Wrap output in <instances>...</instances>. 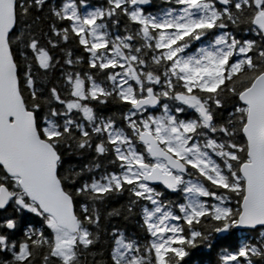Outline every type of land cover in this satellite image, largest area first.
Wrapping results in <instances>:
<instances>
[{"label":"trees","instance_id":"trees-1","mask_svg":"<svg viewBox=\"0 0 264 264\" xmlns=\"http://www.w3.org/2000/svg\"><path fill=\"white\" fill-rule=\"evenodd\" d=\"M131 1L16 0V23L8 42L19 91L34 113L40 137L59 155L57 175L72 198L81 235L67 246L60 245L58 238L65 231L56 228L22 193L17 179L7 177L0 167V186L5 184L11 192L8 206L0 210V264H125L115 254L119 238L130 247L131 264H220L222 254L229 252H235L241 264H264V227L240 232L234 228L243 180L239 171L230 174L225 168L228 162L216 154L221 178L214 180L200 171L195 175L208 193L226 201L227 210L216 213L210 204L194 210L179 190L167 193L176 201H159L172 216L164 231L150 227L146 212L153 205L142 198L135 180L104 186L107 177L123 173L120 150L140 149L137 132L145 124L153 127V117L181 126L187 145L216 140L226 156L239 153V164L246 161L241 133L246 110L238 94L264 72V34L253 24L254 17L264 13V0H229L226 8L204 0L214 15L207 10L208 16L185 28L172 46L191 49L199 40L212 42L219 33L235 44L214 84L190 90L175 76L173 57L159 41L162 32L172 30L160 24L166 13L185 3L148 0L142 16L136 17ZM69 2L81 12H95V24L103 35L98 47L89 50L83 42L85 33L73 27L65 10ZM241 46L245 52L237 55ZM40 54H45L44 60ZM117 70L137 75V81L129 76L128 83L135 99L152 87L160 100L158 107L134 111L133 102L113 82ZM152 80H160V86ZM93 83L100 85L99 90L92 91ZM183 96L204 104L211 117L208 131L197 111L180 101ZM190 121H196V128L185 127ZM105 124L112 126L117 138L110 136ZM207 196L201 199L209 200ZM225 227L228 233L221 237L218 232Z\"/></svg>","mask_w":264,"mask_h":264},{"label":"water","instance_id":"water-1","mask_svg":"<svg viewBox=\"0 0 264 264\" xmlns=\"http://www.w3.org/2000/svg\"><path fill=\"white\" fill-rule=\"evenodd\" d=\"M148 0H133L132 6H144ZM226 8L229 0H214ZM16 0H0V167L9 178L17 179L22 193L39 211L50 217L56 228L78 239L81 227L71 196L64 191L57 175L59 155L53 146L41 138L34 113L25 106L19 91L17 67L9 46V36L16 23ZM253 24L264 34V13H258ZM239 103L246 108L241 133L246 144V161L239 165L243 180V196L234 228L251 231L264 227V72L238 94ZM159 97L152 88L132 103L134 111L156 108ZM188 107H198L205 123L211 122L204 104L195 98H186ZM137 140L145 146L152 159L163 160L171 170L163 172L154 166L144 172L143 180L150 185H162L168 192H175L178 180L174 172L187 173V166L159 143L149 130L137 132ZM139 169L147 167L138 164ZM9 188L0 186V210L8 206ZM11 228L12 224L9 223Z\"/></svg>","mask_w":264,"mask_h":264},{"label":"rangeland","instance_id":"rangeland-1","mask_svg":"<svg viewBox=\"0 0 264 264\" xmlns=\"http://www.w3.org/2000/svg\"><path fill=\"white\" fill-rule=\"evenodd\" d=\"M181 2L185 3L184 6H182L180 9L168 11L166 13L165 20L160 22V24L163 23L162 25L165 27L172 28V30H166L162 32V36L159 38V41L165 47H167L169 55L173 57L172 68L173 72L177 76L181 77L186 82L197 81L201 86H211L220 76L222 72L221 64L224 61L226 53L228 51L234 50L235 43L227 42L225 35L219 33V35L216 36L212 42L207 43L206 41L199 40V44L191 49L185 45L172 46L179 33L183 32L185 28H188L191 25L198 24L201 22V20L208 16L207 10L213 15L215 13V11H212L210 4L203 0H181ZM65 10L66 14L71 17L73 21V27L76 29V31L85 33V38L91 37V40L99 39L97 41H92L95 45L102 42L103 35L98 25L95 24L94 11L84 10L81 12L80 9L71 2L66 4ZM132 12L136 17L142 16V9L139 7L134 6V10H132ZM151 22L152 21L150 20V23ZM243 52H245V47L241 46L236 54L240 55ZM45 57V54H40L41 60H44ZM235 61L238 62V60ZM134 74V72H131V74L128 73L127 76L129 75L134 81H137L138 77L136 74V76ZM119 80V83H121L120 89L123 91L125 97L134 102L135 98L133 96L134 94L132 93V90L126 86L124 79ZM152 82L156 83L155 80H152ZM99 88V85L95 83L92 84V91L99 90ZM180 99V101L183 102V97ZM148 109L151 108H146L140 111L144 112ZM244 109L246 110L245 107ZM151 119L154 121L153 127L150 128L149 124H145L144 128L151 131L153 134L158 135L160 140L165 143L167 148L176 151V153L179 155L188 156L189 160L194 162L199 167V171L204 173L206 177L218 180L222 176L220 173L221 170L214 157L215 154L220 157L224 163L225 161L228 162L225 168L230 174L234 175V173H237L241 159V155L239 153H228L226 156L224 154L225 151L221 148L222 145L216 140H207L204 143V146L207 149L204 150H200V148L194 145H187L184 137H182L180 129H178L175 124H172L171 122L166 124L161 118L153 117ZM104 128L107 129V132L113 139L117 138L118 133L114 131L112 126L105 124ZM215 146H218L219 148H216ZM120 148L123 149V147ZM237 149L241 151L239 147ZM122 151L123 150H120V155L122 158L124 157L127 159L126 153ZM130 151L131 156L135 157L134 152H132L133 150ZM125 170L134 171L130 166L128 168L125 167L121 175L113 174L112 176L107 177L104 186L108 187L111 185V182L118 183L120 180L128 179L129 173ZM142 189L143 188L141 187V190ZM178 190L184 197H186L188 201H190V206L194 210L208 208L206 206L207 204H210L211 208L216 213L221 214L227 210L228 205L226 206L224 204L226 201L217 194L208 193L205 183L200 181L199 178L198 180L195 179L183 181L181 187ZM237 195H239V193ZM203 196L209 197V200H202L201 197ZM146 213L148 217V223L151 225V227H155V231H164L170 227L169 221L171 220L172 216L169 212L162 210L159 204H154L151 207V210L147 211ZM73 240V236L69 235L67 232H64L58 238V243L62 246H67L71 244ZM155 245L157 247L160 246V241H156ZM115 254L125 264L132 263L130 247L122 238H119L117 241Z\"/></svg>","mask_w":264,"mask_h":264},{"label":"flooded vegetation","instance_id":"flooded-vegetation-1","mask_svg":"<svg viewBox=\"0 0 264 264\" xmlns=\"http://www.w3.org/2000/svg\"><path fill=\"white\" fill-rule=\"evenodd\" d=\"M204 1V0H203ZM131 7H133L132 10H134V6H132V1H131ZM137 7V6H136ZM141 9H143V6L139 7ZM99 39H96V40H91L90 38H83V42L84 44L88 47L89 50H92L93 48H96L98 47V45L100 44H93L92 41H97ZM103 41V40H102ZM133 72V71H131ZM127 72L125 73H122L121 70H117L115 72V74L113 75V82L115 83V86L117 88L120 89V86H121V83L119 79H124V81L126 82V86L128 87V83H129V75L127 76ZM135 75V74H134ZM133 76V75H132ZM136 76V75H135ZM175 76H177L175 74ZM179 77V76H178ZM180 79L182 80V82L184 83V87H186V89L190 90L192 89L193 87L195 86H201L199 85V83L197 81L195 82H192V81H188L186 82L184 79H182L180 77ZM133 80V78H132ZM134 81V80H133ZM156 81V80H155ZM123 82V83H125ZM158 83H160V80H157L156 81V84H157V87L160 86ZM99 85V84H97ZM100 87V85H99ZM129 88V87H128ZM149 88H152V87H148L145 89V92L147 89ZM186 98H195L196 100H199L198 98L196 97H192V96H183V99L185 100ZM136 100V99H135ZM183 100V102H184ZM200 101V100H199ZM188 107V106H187ZM195 111H197L198 113V107H189ZM199 114V113H198ZM209 114V113H208ZM200 116V115H199ZM210 116V115H209ZM201 118V117H200ZM202 119V118H201ZM202 122H203V127H204V130L208 131L209 130V125L211 124L210 123H205L204 120L202 119ZM196 121H190L188 123L185 124V127H188V128H196V125H195ZM175 124L178 129H181V126H178L177 123H173ZM155 135V134H154ZM157 137V139L159 140V143L161 144V146L163 148H165V150L169 149L167 148L165 145H163V141L160 140V138L158 137V135H155ZM206 142V141H205ZM204 141L201 143V145L197 144V143H193L192 146H197L198 148H200V150H204V149H207L205 146H204ZM165 144V143H164ZM139 148H136V146H128V151H125L126 153V158H122L123 161H124V166L126 168H128L129 166L134 170V171H128V170H125L126 172L129 173V177L128 181H132V180H135L137 183H138V186H139V193L141 194L142 198L145 200V201H149L152 205L154 204H159V201H176V197H173V198H170V197H167V193H171V194H174V193H177L178 189L181 187L183 181H188V180H195L198 178L196 177L195 175V172L196 171H199V167L192 161L189 160L188 156H184V155H180L179 158L186 166H187V173L186 174H181L179 172H174V175L175 177L177 178L178 180V187L176 189L175 192H168L162 185L158 184V185H150V184H147L144 180H143V174L144 172H150V170L154 167V166H159L163 172H167L169 173L171 170L166 166L165 162L163 160H159V159H152L146 152L145 150V146L141 143H139ZM138 149V150H137ZM130 150H133L132 152H134L135 154V157H132L131 156V151ZM168 151V150H167ZM176 157V156H175ZM138 164H141V165H146L147 167H144L142 170L139 169L137 167ZM240 176V175H239ZM242 179V178H241ZM201 181V180H200ZM141 187L143 188L141 190ZM164 196V198H163ZM165 198H168L166 200H164ZM241 201V200H240ZM239 211H240V205H239ZM239 214V213H238ZM238 216V215H237ZM236 216V218H237ZM146 219L148 220V217L146 215ZM236 221V220H235ZM235 221L233 222V226L235 225ZM150 225V224H149ZM151 227V225H150ZM153 230L155 227H152ZM238 232H240L241 230H237ZM228 233V230L227 228H223L222 230H220L218 232V234L223 237L225 234ZM196 261V260H195ZM220 264H241L238 260V256L235 252H229L227 255H224L222 254L221 256V262Z\"/></svg>","mask_w":264,"mask_h":264},{"label":"bare ground","instance_id":"bare-ground-1","mask_svg":"<svg viewBox=\"0 0 264 264\" xmlns=\"http://www.w3.org/2000/svg\"><path fill=\"white\" fill-rule=\"evenodd\" d=\"M139 7V6H138ZM140 131V130H139Z\"/></svg>","mask_w":264,"mask_h":264}]
</instances>
